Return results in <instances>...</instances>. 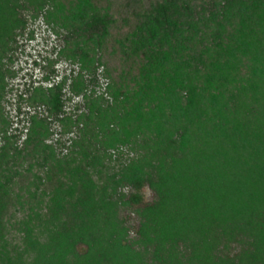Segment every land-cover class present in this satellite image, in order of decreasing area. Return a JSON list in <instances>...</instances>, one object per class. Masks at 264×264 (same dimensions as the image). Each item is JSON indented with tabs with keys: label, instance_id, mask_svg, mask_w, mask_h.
<instances>
[{
	"label": "trees",
	"instance_id": "obj_1",
	"mask_svg": "<svg viewBox=\"0 0 264 264\" xmlns=\"http://www.w3.org/2000/svg\"><path fill=\"white\" fill-rule=\"evenodd\" d=\"M0 264H264V0H0Z\"/></svg>",
	"mask_w": 264,
	"mask_h": 264
},
{
	"label": "rangeland",
	"instance_id": "obj_2",
	"mask_svg": "<svg viewBox=\"0 0 264 264\" xmlns=\"http://www.w3.org/2000/svg\"><path fill=\"white\" fill-rule=\"evenodd\" d=\"M29 29L34 30V38L28 41H25V37L20 41L23 43V46L18 50L16 56L17 59L13 64V68L16 71L14 78L10 80L9 87L11 92L7 95V102H5L6 111L12 117L13 121L16 122V106L15 101L16 95L19 91H22L24 84L30 83L32 80H39L43 76L42 65L45 64V58L51 56V50L54 44H57L58 40L51 32L46 30V27L37 21L32 24ZM37 63V64H36ZM57 71L60 73L58 79L63 75L64 70L67 68V64L60 63L56 65ZM74 103H69L68 108H71ZM23 124V123H22ZM21 124V127H22ZM16 126V124H14ZM142 193V204L147 203L153 199V193L147 188L144 187L141 190ZM128 217L130 225L135 228L137 225V220L135 215L131 212L125 211L124 213Z\"/></svg>",
	"mask_w": 264,
	"mask_h": 264
}]
</instances>
